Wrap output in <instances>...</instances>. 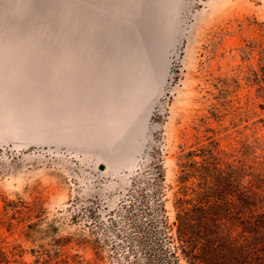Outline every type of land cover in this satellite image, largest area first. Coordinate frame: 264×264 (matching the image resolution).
<instances>
[{
	"label": "rangeland",
	"instance_id": "obj_1",
	"mask_svg": "<svg viewBox=\"0 0 264 264\" xmlns=\"http://www.w3.org/2000/svg\"><path fill=\"white\" fill-rule=\"evenodd\" d=\"M263 28L264 0H0L9 260L41 264L60 239L69 264L96 262L95 242L97 264H115L111 223L136 172L161 165L171 224L181 149L264 143L249 83Z\"/></svg>",
	"mask_w": 264,
	"mask_h": 264
},
{
	"label": "trees",
	"instance_id": "obj_2",
	"mask_svg": "<svg viewBox=\"0 0 264 264\" xmlns=\"http://www.w3.org/2000/svg\"><path fill=\"white\" fill-rule=\"evenodd\" d=\"M260 37L258 68L251 71L249 83L264 112V28ZM248 48L251 52L256 46ZM260 122L264 129V118ZM177 160L171 224L165 215L161 165L135 173L116 210L119 222L111 223L117 232L115 264H264V143L239 142L231 151L221 150L218 143L195 146L181 149ZM63 245L58 239L51 255L42 251L41 264H69L60 253ZM93 249L96 262L85 264L101 260L98 242ZM0 264L25 263L10 261L0 247Z\"/></svg>",
	"mask_w": 264,
	"mask_h": 264
},
{
	"label": "water",
	"instance_id": "obj_3",
	"mask_svg": "<svg viewBox=\"0 0 264 264\" xmlns=\"http://www.w3.org/2000/svg\"><path fill=\"white\" fill-rule=\"evenodd\" d=\"M99 169H100V170H102V169H103V167L101 166Z\"/></svg>",
	"mask_w": 264,
	"mask_h": 264
}]
</instances>
